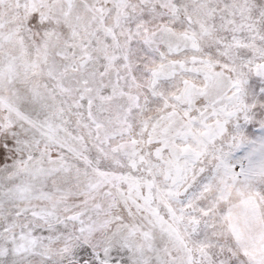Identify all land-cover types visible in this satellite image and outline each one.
Wrapping results in <instances>:
<instances>
[{
    "label": "snow or ice",
    "instance_id": "6c2138e0",
    "mask_svg": "<svg viewBox=\"0 0 264 264\" xmlns=\"http://www.w3.org/2000/svg\"><path fill=\"white\" fill-rule=\"evenodd\" d=\"M0 264H264V0H0Z\"/></svg>",
    "mask_w": 264,
    "mask_h": 264
}]
</instances>
